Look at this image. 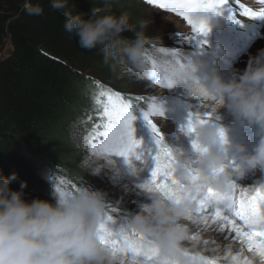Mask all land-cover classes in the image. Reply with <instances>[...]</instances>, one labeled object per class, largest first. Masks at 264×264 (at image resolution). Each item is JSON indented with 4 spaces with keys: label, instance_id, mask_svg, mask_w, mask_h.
<instances>
[{
    "label": "clouds",
    "instance_id": "1",
    "mask_svg": "<svg viewBox=\"0 0 264 264\" xmlns=\"http://www.w3.org/2000/svg\"><path fill=\"white\" fill-rule=\"evenodd\" d=\"M53 9H66L67 0H52ZM32 15H41L38 4L26 5ZM64 29L74 33L82 49H99L105 64L127 71L144 68L145 54L152 38L146 35L149 21H139L133 37L124 33L134 30L127 12L116 14L110 7H94L90 14L65 10ZM210 25L219 23L218 14L203 12ZM170 65L168 59L163 61ZM199 55L185 65L177 83L185 94L207 103L210 116L193 120L194 142L199 150L189 154L178 146L166 145L173 166L171 169L177 190L174 198L162 194L150 181L138 184L146 200L139 211L126 219L117 234L142 236L146 245L155 247L158 254L150 264H192L196 255L186 242H196L194 226L201 224L194 209L196 197L207 188L227 192L242 187L237 181L251 171L264 173V49L252 57L243 73H234L225 80L217 68H211L206 78L198 73L207 68ZM226 108L241 123L257 128L258 142L251 152L243 143H232L221 121L220 109ZM85 152L78 165L85 173L98 176L105 170L115 171L117 162L111 154L93 151L87 142L78 141ZM130 174L138 168L127 161ZM17 174L0 176V264H145L144 258H133L114 250L101 240V226L112 212L106 193L93 189L87 181L77 187L54 190L55 203L39 198L30 202L20 190L11 188ZM259 187H264V184ZM248 189H253L248 187ZM187 253V255H186ZM214 264H264V248L237 238L227 242L211 257L199 254Z\"/></svg>",
    "mask_w": 264,
    "mask_h": 264
},
{
    "label": "trees",
    "instance_id": "2",
    "mask_svg": "<svg viewBox=\"0 0 264 264\" xmlns=\"http://www.w3.org/2000/svg\"><path fill=\"white\" fill-rule=\"evenodd\" d=\"M29 3L38 4L43 13L30 14L26 8ZM51 3L0 0V53L7 40L13 49L12 54H0V176L16 173L10 185L14 190H20L26 181L23 192L29 202L36 198L54 201L45 178L38 176L39 167L49 161L40 156L36 146L44 140L64 147L72 144L70 123L84 113L98 88L92 74L102 78L111 75L118 86L128 85L125 77L104 63L99 49L79 47L75 34L65 31L62 13L71 10L86 15L94 7L105 6L116 14L127 12L134 26L133 31L124 33L128 37L135 35L143 20L133 7L140 0H67V8L60 10L53 9ZM145 32L150 38L155 35ZM70 153L79 154L70 149L63 157L59 153L52 157L66 162ZM73 170V175L68 171L63 176L68 181L65 187L79 183L74 177L79 176L80 168L77 165Z\"/></svg>",
    "mask_w": 264,
    "mask_h": 264
},
{
    "label": "rangeland",
    "instance_id": "3",
    "mask_svg": "<svg viewBox=\"0 0 264 264\" xmlns=\"http://www.w3.org/2000/svg\"><path fill=\"white\" fill-rule=\"evenodd\" d=\"M140 1L141 3L139 5L133 6L136 9L135 13L137 15H141L143 17V20L149 21L146 30L148 31V33L155 34L150 41V44L148 46L149 50L147 53L150 56L154 57L159 63H162L164 60L168 59L166 55H162L158 52V49L161 47L168 49L169 51L177 52V59L182 60L181 63H185V65L192 60V54L195 52H200L198 55L207 62L208 66L216 65V63L210 62L209 54L211 55V58L219 56L222 62L230 65L227 70V75L230 80L233 77L234 73H243L249 64L250 59L256 56L261 49H264V17L252 18L243 14V10L246 5L252 8L250 10L253 12L259 11L260 13L264 11V2H262V0H229V5H226L224 10L221 11L220 15L217 17L219 23L216 25H210V30L206 36L198 35L194 38L198 39V43L200 44H187L188 41L192 40L187 38H191L194 34L191 31V26L188 25L187 21L182 17L177 16L173 12L161 9L156 5L149 4L147 3V0ZM233 3H235V5L233 6V8H230V5ZM237 17L239 19H237ZM241 22H247V24L242 25ZM236 23L239 24L235 29L234 27ZM245 35H248L250 40L256 38L255 42L251 46L249 45V43H245ZM238 37L242 38L239 40L241 46L236 42ZM235 45H237V49L240 50V57H238V59H236L231 64L228 63L226 59H224V55H222L221 52H225L224 50ZM10 49L11 44L10 41L7 40L5 48L1 55H7ZM109 68L111 70L113 69L111 66H109ZM116 70L118 71L117 73L119 76L125 77L128 85L123 87L118 86L115 81L111 79V75H107L102 78L100 76L97 77L96 72H94L95 76L94 73L92 74V77H95L93 79L94 81H96V85L98 86V88L94 92V95H92L90 104L87 106V108L84 109V113L79 118L74 119L70 123V139L72 144L65 145L64 147L62 144H57L51 142L50 140L39 141L37 143L36 148L39 150L40 156H42L45 161H49V164H42L39 167L38 176L40 178H45L44 181L45 185L49 189L50 198L54 197V190L58 181L60 179H65V177L63 176L66 175V172L68 173V171L70 175H73V169L75 168V166L80 164L83 156L85 155V152L81 150L80 146H78V141L87 142L94 133L103 130L102 125L104 121L101 116L103 106L102 103H98V101H102L104 95L109 92L113 94L124 93L126 95L125 98H130V102L132 103L134 110L136 111H139L140 109L147 110V106L142 107L141 104L139 107H136L133 101L143 103L145 97H155L162 108V106H164L166 102H171L169 100L170 98H167L163 95L166 93L171 95L174 98V101L172 103L175 105L171 104V106L172 110L175 108V114L166 115L163 113L162 116L153 117V121L159 129V132L163 137V141L166 137L164 145H168L169 143V145H171V143L175 141L178 143V146H180V144L184 145L185 149H183L181 146L183 150L187 151L188 153H192L188 150L189 148L187 146V143L182 140L176 130L177 127H182L183 124L185 125V120L183 119L186 114L191 115L194 113L190 106H192L199 112H203L207 110V103L204 101H199L197 99L193 101L192 98L188 97L185 94V89L178 84H175V87L173 86L171 88H164L160 85H157L154 80L150 79L149 76H146L144 74L142 68L133 67L127 71H119L118 68H116ZM198 76L200 79L203 78V75L201 73H199ZM137 115L138 118L133 122L135 135H138V139H136L141 142L139 148L137 149H144V152L141 154V156L144 155V157L141 158L146 160L148 158V154L151 155V153H149V149L151 147L152 139L155 136L152 132L151 127L143 119V116L141 114ZM220 115L223 118L222 121L226 119L225 121L227 123L235 119V117L226 108L220 109ZM142 123H144L145 125H142ZM137 127L146 128L144 129V132L140 133L137 132ZM181 133L185 134V136L187 135L186 132ZM147 134H149V140H147ZM256 138V141H253L254 145L258 142L259 137L257 136ZM97 139H102V137H98ZM155 139H157V137H155ZM253 146L250 152L252 151ZM72 148L76 149L79 154L77 156L73 153H70L71 158L69 159V161L65 162L60 159L55 160L52 157L53 155H56L58 153L63 157L66 155V153L69 154L70 149L71 151H74V149ZM190 148L192 149V147ZM147 150L148 153H146ZM145 154L147 155L145 156ZM111 155L117 162V169L120 173L118 176L115 174V171L109 172L108 170H105L98 176H91L85 173L78 166L80 168L78 172L79 176H75L74 179L79 181L78 185L83 183L84 181H87V183L93 189L100 190L106 193L107 201L112 208V212H110L112 220L108 221L107 226L111 230H113L114 233H116L126 219L135 215L139 211L138 208L142 202H140L137 197L131 196L133 190L127 188V184L124 183L125 181L129 182V177H125L127 176V174H129V169L127 167L121 168L118 166V164L122 162H125V164H127V159H132L131 155L128 157L116 154ZM51 163H53L55 166H59V170L53 168ZM149 164H151V158L149 160ZM140 165L142 167L145 182L150 181V173H144V164H142V162H139L136 167L138 168ZM154 167L155 166L153 164L149 166L150 169ZM138 170H140V168H138ZM255 172L257 173V176L253 177L251 174H254V171L250 170L243 178L245 182H242L243 184L240 183V185L242 187H246L248 185L252 188L257 186V183L261 182V180L264 178V173H261L259 171ZM121 174L126 175L122 176ZM123 178H126V180H124ZM136 190H138V188H136ZM136 192L137 191L133 193ZM138 192L142 194L140 190H138ZM53 200L54 201L52 203L54 204L55 198ZM196 235L200 240L203 239L202 234L197 233ZM212 242L213 238H210L204 241V245ZM204 245L202 247H204ZM186 247L190 249V251L192 249H198L197 247H193L192 245L188 244H186ZM220 248H222L221 244L216 245V251ZM201 250V254L207 255L205 249ZM210 255L213 256L214 254Z\"/></svg>",
    "mask_w": 264,
    "mask_h": 264
},
{
    "label": "snow or ice",
    "instance_id": "4",
    "mask_svg": "<svg viewBox=\"0 0 264 264\" xmlns=\"http://www.w3.org/2000/svg\"><path fill=\"white\" fill-rule=\"evenodd\" d=\"M264 2V0H262ZM147 3L156 5L161 9L175 13L182 17L191 26L194 39L198 35L206 36L210 30L209 25L202 18L203 12H214L220 15L229 0H147ZM243 14L252 18L264 17V11L257 13L249 9H244ZM231 19V18H230ZM158 52L168 57L169 64L159 63L148 53L145 54L151 66L149 78L162 87H173L177 83V77L185 68V64L177 59V52L169 51L163 47ZM103 118L102 131L94 133L87 141L90 150L100 151L106 154H116L128 157L129 155H139L136 150L141 142L135 138V128L133 122L141 114L143 119L151 127L152 132L159 146V150L154 155L155 167L151 172V182L169 198H174L177 190L173 187L175 180L172 176L173 160L166 145L163 144V137L159 132L153 117L162 116L163 110L152 97L146 101L147 110H134L130 98L125 99L119 93L111 92L104 95L102 101ZM199 116V114H197ZM210 113H206V117ZM187 131H194L193 120L187 125ZM102 137V139H97ZM193 147L199 150L200 146L193 142ZM68 181L60 179L55 187L56 192H61ZM73 188L77 187L72 184ZM223 206V207H221ZM195 214L201 218L204 225H212L220 233H231L232 239L237 238L247 240L249 247L253 245L264 248V187L253 189L240 188L239 191L233 187L227 192H217L211 188L205 189L196 197ZM112 220L110 215L107 222L101 226V240L114 250L131 254L133 258L143 257L145 264L150 262L158 254L155 247L146 245L142 236L124 235L114 233L107 225ZM225 239H228L225 236ZM187 255V253H186ZM192 264H214L213 261L196 254L191 256Z\"/></svg>",
    "mask_w": 264,
    "mask_h": 264
},
{
    "label": "bare ground",
    "instance_id": "5",
    "mask_svg": "<svg viewBox=\"0 0 264 264\" xmlns=\"http://www.w3.org/2000/svg\"><path fill=\"white\" fill-rule=\"evenodd\" d=\"M217 56V55H216ZM209 59H210V62H212V63H216V64H219V66H221V67H224V68H228L230 65L229 64H227V63H225V62H222L221 60H220V57L219 56H217V57H214V58H211V55L209 54ZM229 63V62H228ZM185 64V63H184ZM175 87V86H174ZM177 88V87H176ZM192 100L193 101H195V99L194 98H192ZM191 108H192V110L194 111V113L193 114H191V115H188V114H186L185 115V117H184V119L183 120H185V125L183 124L182 125V127H177V130H176V132L177 133H179V135H180V137L182 138V140L183 141H185L186 143H187V146H188V150L190 151V152H193V150H194V148L192 147V145H193V142H194V136H193V134L192 133H189L188 131H187V125H188V123H189V121L190 120H194V118H195V115H197V114H199V115H201V116H205L206 117V113H207V111H203V112H199V111H197L195 108H193L192 106H190ZM180 108V107H179ZM182 109V108H181ZM225 115V114H224ZM225 118V117H224ZM226 120V119H225ZM221 121V123H222V125L223 124H225V123H227L226 121ZM235 120V119H234ZM234 120H232V121H230V124H233L232 122L234 121ZM142 125H145L144 123H142ZM177 125V124H176ZM146 128V127H145ZM144 127L142 128V127H137V132H144V129H145ZM181 132H186V136H185V134H182ZM147 136V140H149L150 139V137H149V134H147L146 135ZM165 139H166V137L164 138V141H163V144H165ZM256 139L257 138H255L254 139V141H256ZM170 144V143H169ZM168 144V145H169ZM252 144H253V142H252ZM169 146H178V143L177 142H175V141H173L172 143H171V145H169ZM181 146H182V148L183 149H185L184 148V145H182V144H180V146H178V147H180L181 148ZM190 147H192V149L190 148ZM159 150V146L157 145V143H156V139H155V137H153V139H152V143H151V147H150V149H149V153H151V155H149L148 154V158L146 159V160H144V159H142L141 157H144V155L143 156H141V154L144 152V149H141V150H139V149H137L136 150V152L138 153V155H139V158H137V155H131V158L132 159H130V160H128L127 159V161H132L134 164H136V166L139 164V162H142V164H144V167H145V169H144V173L145 174H147L148 172L150 173L149 175H151V171L153 170V168L152 169H150L149 168V166H151V164H153L154 166H155V161H154V159H153V157H154V155H155V153L157 152ZM248 151H250V148L248 149ZM146 153H148V150H147V152ZM189 154H191V153H189ZM147 154H145V156H146ZM130 156V155H129ZM133 156V157H132ZM125 158V157H124ZM150 158H151V164H149V160H150ZM139 159V160H138ZM141 160V161H140ZM123 161H126V160H123ZM119 164H124V165H119ZM118 164V166L119 167H127V164H125V162H122V163H119ZM128 168V167H127ZM138 168H140V170L138 171V174L137 175H132V174H130V172L128 171V173L129 174H127V176H125V177H129V179H128V181L129 182H124V183H126L127 185H126V187L127 188H129V189H132L133 190V192H135V191H137L138 192V190H139V188L137 187V185L138 184H141V183H144L145 182V178H144V174H143V172H142V167H141V165L138 167ZM124 170V169H123ZM127 173V172H126ZM122 176L123 175H126V174H121ZM253 177H255V176H257V173L254 171V174H251ZM122 176H120V177H122ZM124 180H126V178H123ZM260 179V178H259ZM239 184L241 183V184H243L242 182H245L244 181V179H240V180H238L237 181ZM262 184H264V178L261 180V182H258L257 183V186H255V187H253V188H256V187H259L260 185H262ZM124 185V184H123ZM244 187V186H243ZM248 187H251V186H246L245 188H248ZM136 188H138V190H136ZM252 188V187H251ZM238 191H239V189H238ZM132 192V194H131V196H135V197H137V199L140 201V202H144L145 200H146V197L144 196V194L142 193V194H140V192H136V193H133ZM138 201V202H139ZM221 207H223V206H221ZM139 209V208H138ZM113 231V230H112ZM114 232V231H113ZM194 233L195 234H202V236H203V239L202 240H200L199 238H198V240L196 241V242H192V241H189V242H186V244H188V245H192L193 247H197L198 249H192L191 251H190V249H188L190 252H192V253H194V254H199L200 253V251H202L201 249H205L206 250V253H207V255L206 254H202V255H205V256H209V257H211V255L210 254H215V252H216V245H218V244H221V247H223V244L224 243H227V242H235V240H233L231 237H232V235L233 234H231V233H227V232H225V233H220V232H218L217 231V228L215 227V226H212V225H204V224H200V225H198V226H194ZM227 235V237H228V239H225V236ZM210 238H213V242L212 243H207V245L205 244L204 245V241H206V240H208V239H210ZM204 245V247H202ZM201 254V253H200Z\"/></svg>",
    "mask_w": 264,
    "mask_h": 264
},
{
    "label": "water",
    "instance_id": "6",
    "mask_svg": "<svg viewBox=\"0 0 264 264\" xmlns=\"http://www.w3.org/2000/svg\"><path fill=\"white\" fill-rule=\"evenodd\" d=\"M6 43H7V41H6ZM6 43L4 44V46H3V48H2V51H1V53L3 52V50H4V48H5V45H6ZM0 53V54H1ZM13 53V49L11 48L10 50H9V52H8V54L7 55H9V54H12Z\"/></svg>",
    "mask_w": 264,
    "mask_h": 264
}]
</instances>
